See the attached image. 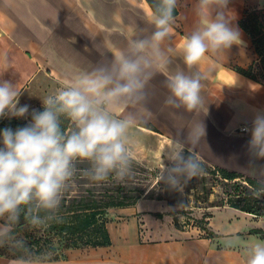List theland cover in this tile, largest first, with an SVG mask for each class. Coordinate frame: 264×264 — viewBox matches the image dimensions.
Instances as JSON below:
<instances>
[{"label":"crops","instance_id":"1","mask_svg":"<svg viewBox=\"0 0 264 264\" xmlns=\"http://www.w3.org/2000/svg\"><path fill=\"white\" fill-rule=\"evenodd\" d=\"M197 0H178L174 31L165 41L172 48L169 72L189 70L180 56V46L197 23ZM247 6H264V0H228L226 12L234 18L233 27L241 32L240 45H233L220 55L206 56L198 69L206 75L202 96L207 113H188L164 105L168 95L165 77L158 74L149 87L147 108L150 116H138L129 132L143 140L132 149L142 163L152 161L151 139L165 145L187 142L193 122L200 121L205 136L196 146L197 155L212 167L220 166L264 180V158L254 157L248 147L249 125L255 115L264 113V84L238 72L258 62L252 39L239 21ZM148 0H0V79L16 83L22 91L19 105L29 111L42 104L48 84L62 86L70 74L89 71L110 60L126 48L133 36L148 35L153 29ZM6 61V62H5ZM25 74L21 79L18 75ZM47 87V88H46ZM46 88V89H45ZM41 98V99H40ZM18 105V106H19ZM126 112H135L128 108ZM149 140V141H148ZM145 148L139 151V146ZM159 200L141 199L136 205L116 208L113 223L107 224L111 244L74 249L59 261L37 264H246L248 248L254 239L264 240L252 228H264V220L227 205L209 206L204 228L175 223V217L163 209ZM126 212V213H124ZM163 213L159 218L154 213ZM134 222L135 230L128 231ZM211 235H209V232ZM238 238L227 247L225 241ZM16 258L0 255V264H15Z\"/></svg>","mask_w":264,"mask_h":264},{"label":"clouds","instance_id":"2","mask_svg":"<svg viewBox=\"0 0 264 264\" xmlns=\"http://www.w3.org/2000/svg\"><path fill=\"white\" fill-rule=\"evenodd\" d=\"M177 4L178 0H152L148 22L153 30L148 35L133 36L110 60L70 74L66 83L40 98L43 111L33 110L30 124L0 132V247L21 253L15 264H37L17 227L23 224L42 230L63 222L61 202L77 175L95 185L110 179L124 181L132 175L129 131L138 116H150L149 87L158 74L166 78V107L207 113L202 96L206 75L193 70L206 56L242 44L241 32L226 12L228 0H197V23L179 49L189 71L169 72L173 49L164 44L174 31ZM21 94L16 83L0 79V118L29 114L28 105H19ZM130 107L136 111L126 112ZM243 130L251 133L250 153L264 158V113L258 112L251 129ZM204 136L203 123L195 121L187 137L191 145L187 156L184 144L173 142L166 152L172 166H163L160 183L182 190L192 178L204 174L203 161L195 151ZM84 162L88 166L78 169V163ZM252 196H264V180L252 189ZM237 243L238 238L225 241L227 247ZM246 264H264V240L254 239Z\"/></svg>","mask_w":264,"mask_h":264},{"label":"trees","instance_id":"3","mask_svg":"<svg viewBox=\"0 0 264 264\" xmlns=\"http://www.w3.org/2000/svg\"><path fill=\"white\" fill-rule=\"evenodd\" d=\"M148 2L151 5L152 0H148ZM262 9L264 6H247L239 21L241 28L252 39L258 62L246 67L236 65L235 68L244 76L264 84V19L260 12ZM174 15H178L177 8ZM33 110L43 111V105L40 104ZM33 110H30L29 114L23 118L9 116L0 118V132L4 128H11L15 131L17 128L30 124ZM68 123L65 121L63 126L67 127ZM2 146V138H0V147ZM185 152L187 155L189 154L188 150ZM87 166V162L77 165L78 169ZM207 171L222 188V203L218 205L234 207L248 214L251 213L256 218L264 219V196L259 199L252 196V189L259 186V180L220 166L212 167ZM159 174L158 169H150L134 158L132 175L124 181L110 179L106 183L95 185L77 175L61 202L59 214L62 216L63 222L52 223L42 230H32L21 224L17 227L16 232L18 236L27 241L33 258L37 257L36 261H59L68 256L58 253L54 246V240L59 241L64 248L72 250L110 245L112 241L107 228V214L111 209L133 206L141 199H158L167 201L171 206L180 207L175 212L170 211L173 215L179 212L189 213L185 209L187 207L186 198H183L182 192L169 188L163 182L160 183ZM203 188L207 189L205 186ZM212 190L214 187L206 190L205 200L209 199L210 194L213 193ZM211 206L217 205L211 204ZM154 214L159 218L164 216L160 212ZM207 216L209 214H204L202 219L196 221L199 228L206 229L204 224L207 223ZM177 222L179 223V219L177 221L175 218V223L179 226ZM250 232L260 234L264 239V228H252ZM10 250H12L11 254L0 250V255L10 259H18L21 256V253L15 249L10 248ZM48 253L52 255L48 256Z\"/></svg>","mask_w":264,"mask_h":264},{"label":"rangeland","instance_id":"4","mask_svg":"<svg viewBox=\"0 0 264 264\" xmlns=\"http://www.w3.org/2000/svg\"><path fill=\"white\" fill-rule=\"evenodd\" d=\"M261 12V16L264 19V9L260 10ZM258 60V57H257ZM25 74H21L18 75V80L21 79L22 77H24ZM49 85V89H46L44 92L47 93V95L52 94L57 88L61 87L60 85H56L55 83L48 84ZM45 95V97L47 96ZM41 101V100H40ZM129 137H130V148L131 151L133 149L134 146L138 147V145H140V143L143 142V140L141 139V136L138 135V133L136 132H129ZM149 141V140H148ZM150 142V147L149 149H151L152 153H156L155 156H153L152 161L148 162V163H143L144 165L148 166L150 169H158L160 172L163 168V166L167 167H171V162L168 160L166 152L172 147L173 144H164L162 143V141L157 140H153L151 139ZM144 143V142H143ZM142 146H139V151L143 150L145 148V146L143 144H141ZM185 151H187L185 149ZM184 155L187 156V153L184 152ZM136 158V157H135ZM202 160V159H201ZM203 161V166H204V170H206L204 172V174L200 177H194L192 178L190 181H188L182 188V190H180L182 192V196H184L183 198L187 204V207H185L186 211L188 210L189 213L185 212V213H177L175 215H173L170 211L166 212L167 215L171 214L173 215L177 221L178 219L180 220L182 217H185V215H192L194 217H196V221L202 219L203 215L205 214V212H208L206 210L207 207L211 206V204H220L222 203L221 201V192H222V188L220 187V185L216 182V179H214L212 177L211 174L208 173L207 170H209L210 168H212V166L209 163H206L204 160ZM153 181H155V179H153ZM215 185V186H213ZM203 186H205L207 189L209 190L210 187H214V190H212V194H210L209 199L205 200L206 198V190L203 188ZM157 190H159L157 188ZM153 200H158V199H153ZM162 201L164 204L162 206L163 209H168L167 205H170L167 201L165 200H159ZM173 209H171V211H177L180 207H176L173 206ZM114 209H111L108 212V219H107V224L108 223H112L115 221V215L113 214ZM126 213V212H124ZM264 220V219H263ZM0 223H2L0 221ZM178 223V222H177ZM179 224V223H178ZM181 224V223H180ZM189 224V222H188ZM191 225V224H190ZM113 223L111 224V229L114 230L113 227ZM178 226V225H177ZM193 226H197V222H194ZM134 222L131 221L130 223H128V231L129 233L133 234L134 229ZM115 235L117 236L115 230H114ZM54 246L55 248H57L58 253L63 254V255H67L69 256V254L72 252V249H66L64 248V246L57 240H54ZM0 250L7 253V254H11L12 250H10V247L8 246H3L0 247ZM52 255V254H51ZM37 259V257L35 258V260Z\"/></svg>","mask_w":264,"mask_h":264},{"label":"built area","instance_id":"5","mask_svg":"<svg viewBox=\"0 0 264 264\" xmlns=\"http://www.w3.org/2000/svg\"><path fill=\"white\" fill-rule=\"evenodd\" d=\"M245 128H248L249 129V125H246V126H242L239 128L240 132H247V131H244L243 129ZM189 222V224H188ZM194 222H196V217L192 216V215H185V217H182L180 220H179V224L181 223V225L183 227H186V225H194Z\"/></svg>","mask_w":264,"mask_h":264}]
</instances>
